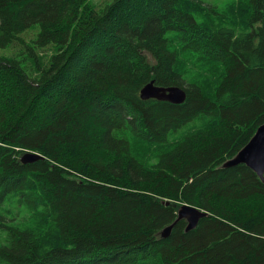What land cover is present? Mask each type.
I'll return each instance as SVG.
<instances>
[{
  "label": "trees",
  "instance_id": "obj_1",
  "mask_svg": "<svg viewBox=\"0 0 264 264\" xmlns=\"http://www.w3.org/2000/svg\"><path fill=\"white\" fill-rule=\"evenodd\" d=\"M245 2L237 30L202 0H0V264H264V180L224 166L264 123ZM183 204L209 214L164 236Z\"/></svg>",
  "mask_w": 264,
  "mask_h": 264
},
{
  "label": "water",
  "instance_id": "obj_2",
  "mask_svg": "<svg viewBox=\"0 0 264 264\" xmlns=\"http://www.w3.org/2000/svg\"><path fill=\"white\" fill-rule=\"evenodd\" d=\"M141 96L145 99L156 98L171 103H182L186 99V91L179 86H157L152 81L143 87ZM40 158H43V156L39 153L26 152L22 160L24 162H32ZM242 163L251 167L264 180V123L257 128L255 134L248 143L241 148L232 159L224 163V166H234ZM208 214L207 211L188 204H183L179 208L176 221L166 227L162 234L168 236L172 227L183 218L188 221L187 230H191L198 224L201 217Z\"/></svg>",
  "mask_w": 264,
  "mask_h": 264
},
{
  "label": "rangeland",
  "instance_id": "obj_3",
  "mask_svg": "<svg viewBox=\"0 0 264 264\" xmlns=\"http://www.w3.org/2000/svg\"><path fill=\"white\" fill-rule=\"evenodd\" d=\"M202 1L206 9L201 14L203 20H220L228 25L235 27L237 30L243 29L246 26L250 9L246 6L245 0Z\"/></svg>",
  "mask_w": 264,
  "mask_h": 264
},
{
  "label": "bare ground",
  "instance_id": "obj_4",
  "mask_svg": "<svg viewBox=\"0 0 264 264\" xmlns=\"http://www.w3.org/2000/svg\"><path fill=\"white\" fill-rule=\"evenodd\" d=\"M192 206V205H191ZM193 207H195V206H193ZM178 218V217H177Z\"/></svg>",
  "mask_w": 264,
  "mask_h": 264
}]
</instances>
